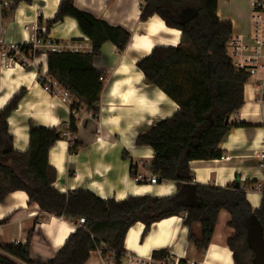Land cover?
<instances>
[{
    "label": "trees",
    "instance_id": "trees-1",
    "mask_svg": "<svg viewBox=\"0 0 264 264\" xmlns=\"http://www.w3.org/2000/svg\"><path fill=\"white\" fill-rule=\"evenodd\" d=\"M73 1H61L55 18L47 21L41 38L46 39L50 29L70 17L77 21L81 32L91 42L92 51H39L35 58L38 61L46 57V75L74 98L77 113L84 108L97 119L106 75L94 67V61L102 56L105 43H112L123 53L131 34L76 9ZM142 1L141 22L158 17L168 28L182 35L176 47L156 46L136 62L145 82L160 89L179 107L174 116L162 119L135 140L137 146L153 150L152 173L161 184L175 183L176 193L162 198L146 195L115 201L100 199L84 190L58 192L54 187L57 172L49 164V151L58 141L66 139L64 130L31 125L28 149L18 152L13 147L8 119L25 95L21 90L0 110V204H4L9 195L24 192L29 205H37L42 213L74 222L84 218L85 224L77 227L51 260L31 258L30 232L25 245H0V264H87L101 245H107L121 256L126 252V238L133 227L145 226L144 239L154 223L182 214H185L183 226L190 231L189 241L204 253L213 241L223 211L230 215L226 226L233 234L227 245L234 264L253 263L249 237L257 230L264 238V195L260 207L253 209L239 182L226 188L195 185L189 166L193 161L221 159L223 152L219 146L231 128L246 126L229 122L244 106V88L250 79L246 71L233 66L228 54L232 24L219 19L218 0ZM34 2L15 0L13 9L20 3ZM186 15H190L187 21L183 20ZM76 123L72 114L69 123L72 135L77 133ZM69 143L71 153L82 147L76 141ZM133 170L134 167L132 178L135 177ZM237 184L240 186L236 187ZM3 223L6 221L0 222ZM195 224L201 225L200 238L193 233ZM166 254L165 250H158L153 252V257L159 259Z\"/></svg>",
    "mask_w": 264,
    "mask_h": 264
},
{
    "label": "crops",
    "instance_id": "crops-1",
    "mask_svg": "<svg viewBox=\"0 0 264 264\" xmlns=\"http://www.w3.org/2000/svg\"><path fill=\"white\" fill-rule=\"evenodd\" d=\"M62 0H35L33 4L20 3L13 9L4 24L0 39L5 44H25L37 26L46 29L47 21L54 19ZM142 0H74V7L84 13L104 20L111 26L121 27L131 34V40L123 53L112 43L103 45L102 56L94 61V67L105 73L101 95L100 115L94 119L84 108L77 119L74 141L82 145L76 152L69 151V140L58 141L49 151V164L57 172L55 189L60 193L84 190L96 197L123 201L127 197H168L176 193L173 182L136 184L134 173L151 171L154 157L149 147L135 144L137 136L155 126L162 119L176 114L178 105L160 89L148 85L138 70V59L149 55L156 46L176 47L181 33L168 28L161 18H149L141 22ZM252 0H218L217 15L230 22L232 38L240 37L246 47H252ZM42 20V23H40ZM47 38L65 46L92 47L75 19L66 17L62 23L49 30ZM42 52H46L43 51ZM38 68L0 62V110L21 90L25 95L8 119L13 147L25 152L29 147L31 125L66 130L72 116L71 108L59 98L45 92L39 82L40 74L47 72L46 57L37 61ZM245 103L230 118V123H244L229 131L219 149L223 156L213 161H193L189 166L194 184L226 188L236 181L243 184L264 186V170L259 168L257 153L264 151V70L249 79L244 88ZM100 131V132H98ZM99 138V140H98ZM224 157H230L229 161ZM253 209L261 205L263 194L246 192ZM185 214L154 223L143 239L145 226L133 227L126 238V251L150 257L154 251L165 250L177 258L201 259L211 264H234L227 240L233 230L226 227L229 213L221 212L213 241L206 252L198 251L188 239V229L183 226ZM0 245L27 244L32 232L31 258L48 261L65 244L77 227L65 217L42 213L37 205H29L24 192H15L0 204ZM197 238L201 237V225L192 227ZM228 230V231H227ZM87 264H101L96 254H91Z\"/></svg>",
    "mask_w": 264,
    "mask_h": 264
},
{
    "label": "built area",
    "instance_id": "built-area-1",
    "mask_svg": "<svg viewBox=\"0 0 264 264\" xmlns=\"http://www.w3.org/2000/svg\"><path fill=\"white\" fill-rule=\"evenodd\" d=\"M14 5L15 0H0V33L3 32L5 21L9 13L13 10ZM252 7V18L250 22H252V35L255 44L252 47H246L240 37L231 38L228 44V54L233 66L239 71H246L250 78L257 76L260 70H264V0H252ZM34 30L30 40L25 44H5L0 39V62L5 67L8 68L12 65H18L38 68L35 54L42 50L46 52L51 50V52L57 53L65 51L90 53L92 51V47L65 46L55 44L47 37L46 39L41 38L46 32L43 26H37ZM39 82L45 92L59 98L71 110L73 108L72 114L74 116L77 115V110L75 109L76 102L68 91L63 89L53 78L47 76L46 73L39 74ZM63 136L69 142L74 141V135L69 132V126L66 128ZM223 159L229 161L231 158L224 157ZM257 159L259 160V168L264 170V151L257 153ZM133 180L136 184H159L158 178L152 173V170L144 175L136 173ZM242 189L245 192H258L264 195V186L261 184H243ZM84 224V218H80L75 222L76 227H81ZM93 253L98 256L101 264H211L201 259L177 258L169 253L159 259L153 256H140L130 251H126L119 256L118 253L108 249L107 245L99 246L97 251Z\"/></svg>",
    "mask_w": 264,
    "mask_h": 264
},
{
    "label": "water",
    "instance_id": "water-1",
    "mask_svg": "<svg viewBox=\"0 0 264 264\" xmlns=\"http://www.w3.org/2000/svg\"><path fill=\"white\" fill-rule=\"evenodd\" d=\"M190 15H186L183 20L187 21ZM229 121V120H228ZM227 121V122H228ZM237 184L236 187H239ZM250 248L254 253V260L252 264H264V238L260 231L254 230L249 237Z\"/></svg>",
    "mask_w": 264,
    "mask_h": 264
},
{
    "label": "rangeland",
    "instance_id": "rangeland-1",
    "mask_svg": "<svg viewBox=\"0 0 264 264\" xmlns=\"http://www.w3.org/2000/svg\"><path fill=\"white\" fill-rule=\"evenodd\" d=\"M227 227V226H226ZM228 231V230H227Z\"/></svg>",
    "mask_w": 264,
    "mask_h": 264
}]
</instances>
